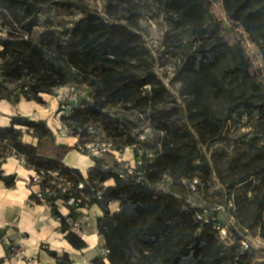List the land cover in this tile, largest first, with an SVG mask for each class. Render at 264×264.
I'll return each instance as SVG.
<instances>
[{
	"label": "trees",
	"instance_id": "trees-1",
	"mask_svg": "<svg viewBox=\"0 0 264 264\" xmlns=\"http://www.w3.org/2000/svg\"><path fill=\"white\" fill-rule=\"evenodd\" d=\"M161 1L168 12L192 30L199 42L184 65L187 74L180 79L188 94L193 96L190 117L202 123L207 120V90L218 94L229 107L238 101V107L244 108L248 120L254 121L256 115H260L256 122L259 130L248 144L246 166L248 175L258 176L264 185V104L260 99V86L249 72L246 51L239 42L232 45L224 43L219 25L206 23L202 0ZM0 6L7 11L17 8L23 11L24 31L28 35L27 39L21 40L17 59L7 64V70L13 71L18 78L23 69L20 63L25 62L31 69L39 63L38 71L44 74L39 85L32 87L34 95L45 92L58 97L59 90L67 88V85L81 88L86 84L90 86L93 99V103L89 99H81L80 108L72 115L62 117L65 126L73 128L79 137L75 146L57 144L52 156L41 155L39 148L43 138L55 139L52 130L45 120L34 121L17 115L12 116L10 126H0V151L15 149L36 169H59L80 181L82 172L66 166L64 155L88 141L83 137L90 135V122L103 116L109 119L110 108L127 104L130 109L149 112L151 127L160 134L156 141L148 138L138 141L137 136L121 146L124 148L138 142L144 152H155L151 163L146 154L143 156L145 163L140 183L121 180L113 170L102 168L101 160H96L89 171L91 181H115L113 186L103 189L102 199L97 204L103 210V215L97 220L98 234L104 238L108 253L93 258L91 264H244L250 251L243 252L240 246L241 239L247 235L245 231L231 228L232 241L226 245L216 229L226 225L218 218V205L215 208L208 203L196 206L180 195L181 189L186 187L185 181L189 184L198 178L197 192L202 193L210 204L212 170L188 126L171 122L170 111L159 108L165 100L167 88L152 72L139 62L136 64L141 60L137 34L121 23H109L96 13L83 11L82 17L64 33L47 23L38 42L34 43L32 30L39 23L38 16L43 13L38 4L29 0H0ZM222 6L227 17L243 27L264 59V0H222ZM2 26L0 21V28ZM9 32L13 33L12 30ZM10 45L11 42H3L0 54L5 56ZM217 113V110L212 111L214 117ZM17 126L31 129L30 134L38 144H24L21 141L24 131ZM78 128L83 133L78 132ZM134 153L138 155L136 151ZM5 157L0 153V180L6 186L14 187L16 174L7 176L1 169ZM164 175L172 179L167 191L156 188L159 178ZM114 201L119 202V210L112 213L108 206ZM247 202L250 207L256 206L258 227L264 240V199L253 190V198ZM225 204L228 207L229 204ZM52 212L54 217L60 218L69 244L77 250L86 248V242L72 231L67 221L78 215L72 211L63 216L55 208ZM49 254L56 259V264H73L68 253L59 255L50 251Z\"/></svg>",
	"mask_w": 264,
	"mask_h": 264
},
{
	"label": "rangeland",
	"instance_id": "rangeland-1",
	"mask_svg": "<svg viewBox=\"0 0 264 264\" xmlns=\"http://www.w3.org/2000/svg\"><path fill=\"white\" fill-rule=\"evenodd\" d=\"M29 1L38 4L43 11L38 16V25L32 30L31 37L34 43L38 42L40 33L47 23L56 27L58 32L64 33V30L71 28L82 17L83 11L96 13L109 23H121L137 34L139 41L137 50L141 60L136 61V64L139 62L144 66V69L152 72L155 78L167 88L165 100L159 108L170 111L171 122L185 123L188 126L194 136V141L202 150L206 163L212 170L213 186L209 192L210 204V201H206L202 193L188 192L186 181V187L181 189L182 194L180 195L196 206L206 203L213 208L217 205L222 206L223 209L218 210V218L224 224L229 221V214H233L237 221V231H245L251 243L256 247L259 246V248L255 247L247 252L244 264H264V240L261 238V231L258 227L256 206L250 207L247 202L249 198H253V190L260 198L264 199V185L258 176L248 175L246 166L248 144L259 130L256 122L260 115H256L254 121L248 120L244 108L238 107V101L229 107L225 105L222 98H219L218 94L207 90L206 103L209 108L207 120L202 123L196 118L190 117L193 96L188 94L180 79L187 74L184 65L194 54L199 44L192 30L187 25L181 24L176 15L168 12L161 0ZM202 11L205 13L207 24L219 25V33L224 43L232 45V43L239 42L243 46L249 59V72L260 86V99H263L264 104V59L261 51L250 41L243 27L227 17L222 0H202ZM0 21L3 22V26L0 28V52L3 50V42H11L9 52L5 56L0 54V100L19 103L21 100L30 99L37 103L38 112L36 111V113H39V117L47 118L45 121L49 123L48 127L55 137L54 141H51L50 138H43L39 153L52 156L55 152V145L58 144L57 137H78L74 133V129L69 127L63 135L62 125L65 126L66 122L62 117L60 122L58 121L60 117L58 114L60 100L58 98L61 95L63 99H67L70 93L68 89H61L58 92V97L45 92L34 95L32 87L39 85L44 74L40 70L38 71L39 63H35L32 69L26 67L25 62L20 63L23 69L18 78L15 77L16 74L13 71L7 70V64H12L17 59V52L22 47L23 33L26 34L23 11L18 8L7 11L5 7L0 6ZM9 30H12L13 33H10ZM191 74L194 76L193 73ZM25 86L29 88L27 93L23 95L15 93L20 92ZM79 91L80 99L86 98L90 103H93L89 85L84 84ZM235 107L237 109L232 111L231 109ZM214 110L218 112L216 117L212 114ZM108 112L109 119L103 116L90 122V133L93 134H86L83 139L114 140L119 146H124L129 140L141 134L154 141L160 137V134L151 127L149 112L130 109L127 104L114 106ZM17 115L20 116V114ZM82 131L81 128H78V132ZM29 136L31 135L23 133L21 141L24 144H27V141H32ZM33 139L35 140L32 142L37 145L38 140ZM124 153L125 158L133 156L130 149H125ZM73 156L75 155L70 154L67 161H72ZM106 160H112L111 156H106ZM229 201L234 205L232 211L225 204V202L228 204ZM227 241L230 243V240L227 239Z\"/></svg>",
	"mask_w": 264,
	"mask_h": 264
},
{
	"label": "crops",
	"instance_id": "crops-1",
	"mask_svg": "<svg viewBox=\"0 0 264 264\" xmlns=\"http://www.w3.org/2000/svg\"><path fill=\"white\" fill-rule=\"evenodd\" d=\"M36 111L38 112L37 103L33 100H21L19 103L0 100V126H10L12 116L17 114L28 116L32 120L47 119L39 117ZM29 137L32 141L35 140ZM32 141L27 142L36 145ZM56 142L69 147L75 146L79 141L77 136H62L57 137ZM70 154L75 156L68 162ZM64 156L63 163L66 166L79 169L83 174L95 165V161L90 156L80 154L77 149H71ZM1 169L4 175L16 174V179L14 187L6 186L4 181L0 180V264H56V259L49 254L50 251L59 255L68 253L73 264H91L93 258L105 255V241L98 234L97 224V220L103 215L101 207L93 206L83 212L79 235L86 242L87 247L77 250L65 239L66 232L63 231L61 222L56 220L53 212L30 198L28 183L32 172L13 159L6 160ZM108 184L113 186L115 181L109 180ZM118 208V201L108 206L112 213L118 211ZM59 211L63 216L69 215L66 209ZM6 232L15 234L17 240L24 244L26 254L33 257L32 262L25 263L7 256V247L1 242ZM42 244H47L48 248L42 250Z\"/></svg>",
	"mask_w": 264,
	"mask_h": 264
},
{
	"label": "built area",
	"instance_id": "built-area-1",
	"mask_svg": "<svg viewBox=\"0 0 264 264\" xmlns=\"http://www.w3.org/2000/svg\"><path fill=\"white\" fill-rule=\"evenodd\" d=\"M25 39L28 38L27 34L23 33ZM67 89H71L70 98L63 99V97L58 98V114L59 122L60 118L65 116L68 117L81 106L80 91L77 86L67 85ZM29 88L27 86L22 87L20 92H15L18 94H25ZM24 131V133H32L31 129L17 126ZM63 135L68 128L62 125ZM62 130V129H61ZM90 133V127L88 128ZM93 134V133H90ZM138 141L146 140L144 135H138ZM6 142V141H4ZM125 149H130L133 153L132 158H125ZM78 151L81 154L90 156L94 161L101 160L102 168L105 170H113L118 177L123 181H134L140 183L143 181V165L145 163L143 156L146 154L148 161L151 163L155 157L154 151H146L138 145V142L133 143L130 146L121 148L114 140H101L99 138L88 140L83 144H78ZM138 155L135 156V152ZM6 155V160L13 159L16 160L20 165L24 166L32 173L29 178V196L37 204L45 205L51 212L53 208L57 211L60 209H66L69 211V214L74 211L78 215L77 218H68V224L70 225L72 231L80 234L81 232V223H82V214L89 208L93 206H98V202L102 199V191L104 188L108 187V181H91L89 179V171L87 173H82L83 179L80 181L74 180L67 181L64 177V173L59 170H50V169H36L33 166H30L27 162V159L22 155L17 153L14 149L6 148L4 151H0ZM110 155L112 160H106V156ZM1 159V158H0ZM113 181V180H112ZM172 182V179L169 175H164L159 178V181L156 183V188L158 190L167 191L168 184ZM200 185V180L198 178L194 179L188 184V191L192 194H197L198 187ZM189 202V201H188ZM193 204V203H192ZM228 209L230 211L234 210V205L229 201ZM217 210L223 209L222 206H218ZM60 212V211H59ZM62 214V213H61ZM59 222L60 218L55 217ZM229 221L224 227L217 226L216 229L219 233L220 240L227 244H230L231 228L237 230V221L234 218L233 214H229ZM231 229V231H230ZM230 240V243H228ZM1 242L6 245L8 248V256L17 261H23L25 263L32 262L33 257L26 254L24 244L17 240L15 234L5 233L1 239ZM240 246L242 251H248L256 247L247 237V235L241 239ZM42 250L48 248L47 244L41 245ZM256 248H259L257 246ZM105 254L108 253L107 250L104 251Z\"/></svg>",
	"mask_w": 264,
	"mask_h": 264
},
{
	"label": "bare ground",
	"instance_id": "bare-ground-1",
	"mask_svg": "<svg viewBox=\"0 0 264 264\" xmlns=\"http://www.w3.org/2000/svg\"><path fill=\"white\" fill-rule=\"evenodd\" d=\"M65 89L67 90V88H65ZM68 91H69L70 94L67 96V98H70V96H71V89H68ZM64 177L66 178L67 181L74 180V178H73L72 176L70 177L69 175H67V174H65V173H64ZM236 211H237V210H236ZM236 211H235V212H236Z\"/></svg>",
	"mask_w": 264,
	"mask_h": 264
}]
</instances>
